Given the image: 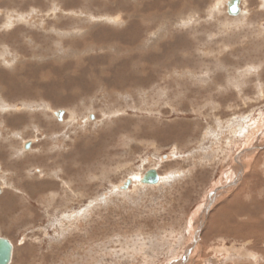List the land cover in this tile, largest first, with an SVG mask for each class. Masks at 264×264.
Returning <instances> with one entry per match:
<instances>
[{
	"label": "rangeland",
	"instance_id": "rangeland-1",
	"mask_svg": "<svg viewBox=\"0 0 264 264\" xmlns=\"http://www.w3.org/2000/svg\"><path fill=\"white\" fill-rule=\"evenodd\" d=\"M228 1L0 0L9 264H264V0Z\"/></svg>",
	"mask_w": 264,
	"mask_h": 264
},
{
	"label": "water",
	"instance_id": "water-1",
	"mask_svg": "<svg viewBox=\"0 0 264 264\" xmlns=\"http://www.w3.org/2000/svg\"><path fill=\"white\" fill-rule=\"evenodd\" d=\"M238 2L239 0L228 1V9L230 12H237L239 10ZM56 112L59 113L60 110ZM60 115L61 112L59 113V117H61ZM160 177L161 176L157 169L155 167H151L145 171L144 175L140 178V180L143 183L152 184L159 181ZM127 182H129V179H127ZM12 250L13 243L11 242V240L6 236L0 235V264H9L12 257Z\"/></svg>",
	"mask_w": 264,
	"mask_h": 264
},
{
	"label": "bare ground",
	"instance_id": "bare-ground-1",
	"mask_svg": "<svg viewBox=\"0 0 264 264\" xmlns=\"http://www.w3.org/2000/svg\"><path fill=\"white\" fill-rule=\"evenodd\" d=\"M141 2V1H140ZM228 5V4H227ZM146 14V13H145ZM147 16V15H146ZM145 59V58H144ZM29 144V142L27 141V145ZM26 145V142H25V146H27ZM161 176V175H160ZM142 177V176H141ZM126 180V179H125ZM1 191V190H0Z\"/></svg>",
	"mask_w": 264,
	"mask_h": 264
}]
</instances>
